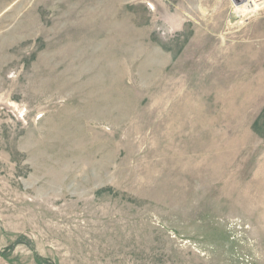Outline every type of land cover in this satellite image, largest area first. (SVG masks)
Here are the masks:
<instances>
[{
    "label": "rangeland",
    "instance_id": "obj_1",
    "mask_svg": "<svg viewBox=\"0 0 264 264\" xmlns=\"http://www.w3.org/2000/svg\"><path fill=\"white\" fill-rule=\"evenodd\" d=\"M247 1L0 0V264H264Z\"/></svg>",
    "mask_w": 264,
    "mask_h": 264
},
{
    "label": "bare ground",
    "instance_id": "obj_2",
    "mask_svg": "<svg viewBox=\"0 0 264 264\" xmlns=\"http://www.w3.org/2000/svg\"><path fill=\"white\" fill-rule=\"evenodd\" d=\"M247 3H249V6H257L258 5V0H248ZM230 20H233L235 18H229Z\"/></svg>",
    "mask_w": 264,
    "mask_h": 264
}]
</instances>
